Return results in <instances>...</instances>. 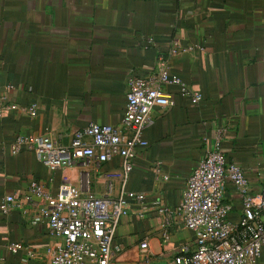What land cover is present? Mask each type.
Returning a JSON list of instances; mask_svg holds the SVG:
<instances>
[{
    "label": "crops",
    "instance_id": "obj_1",
    "mask_svg": "<svg viewBox=\"0 0 264 264\" xmlns=\"http://www.w3.org/2000/svg\"><path fill=\"white\" fill-rule=\"evenodd\" d=\"M159 56L202 99L192 104L167 86L172 105L151 112L148 144L137 150L123 185L144 193L145 205L130 202L119 220L114 241L124 250L121 264H174L177 248L193 242L174 210L219 128L226 160L258 192L264 185V0H0V100L17 105L0 117V200L26 192L32 180L56 193L62 179L76 178V168L49 170L31 149L13 154L17 135L67 144L90 122L120 124L128 80L151 74ZM31 104L35 116L26 111ZM122 172L119 158L102 164L92 190L117 194ZM224 199L229 219L237 221L242 202L230 182ZM144 239L148 249L140 253ZM51 241L45 223L32 225L17 209L0 212L5 264H47L41 256ZM12 242L23 248L10 252ZM25 248L35 256L24 260ZM254 264H264V248Z\"/></svg>",
    "mask_w": 264,
    "mask_h": 264
},
{
    "label": "built area",
    "instance_id": "obj_2",
    "mask_svg": "<svg viewBox=\"0 0 264 264\" xmlns=\"http://www.w3.org/2000/svg\"><path fill=\"white\" fill-rule=\"evenodd\" d=\"M158 62L151 74L128 80L120 124L90 122L73 132L67 144L55 142L47 135L19 134L11 145L13 154L22 148L33 150L49 170H77L74 180L62 179L56 193L43 181L32 180L26 192L8 194L0 200L2 214L17 209L30 224L47 225L52 241L41 256L47 264L122 263L124 250L114 241L117 225L128 214L130 202L142 208L145 205L144 193L126 190L123 185L137 150L148 144L145 131L154 122L151 112L155 107L172 105L170 95L163 89L167 86H175L179 95L192 104L202 99L198 90L169 70L162 56ZM16 108V104L1 99L0 117L4 110ZM26 111L35 116L37 105H29ZM223 131V128L217 130L213 148L193 168L174 210L194 234L192 243L177 248L174 264H254L264 248V185L254 193L243 169L226 160L220 149ZM115 158L121 161L122 186L115 195L108 191L98 196L91 188L93 174ZM159 165L157 162V174H160ZM162 177L168 179L167 175ZM227 182L241 197L242 211L237 221L228 217L231 204L224 199ZM138 247L140 253H145L147 240L140 241ZM22 248L15 242L8 246L12 253ZM25 253L24 260L35 256L29 248H25ZM0 264H5L1 257Z\"/></svg>",
    "mask_w": 264,
    "mask_h": 264
}]
</instances>
